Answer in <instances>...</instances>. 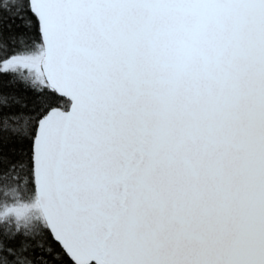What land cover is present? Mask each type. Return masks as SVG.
Wrapping results in <instances>:
<instances>
[{"label": "snow or ice", "instance_id": "6c2138e0", "mask_svg": "<svg viewBox=\"0 0 264 264\" xmlns=\"http://www.w3.org/2000/svg\"><path fill=\"white\" fill-rule=\"evenodd\" d=\"M0 264H264V0H0Z\"/></svg>", "mask_w": 264, "mask_h": 264}]
</instances>
